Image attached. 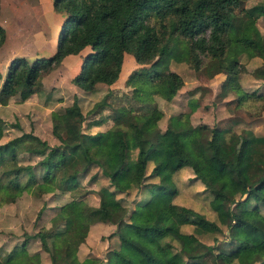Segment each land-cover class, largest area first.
Wrapping results in <instances>:
<instances>
[{"label":"trees","instance_id":"obj_1","mask_svg":"<svg viewBox=\"0 0 264 264\" xmlns=\"http://www.w3.org/2000/svg\"><path fill=\"white\" fill-rule=\"evenodd\" d=\"M245 1L53 0V10L64 16L54 52L48 57L12 59L4 75L0 72V104L40 93L42 74L87 46L90 50L72 78L85 92H92L98 83H115L125 54H131L142 66L130 73L125 84L138 98L147 97L145 102L151 94H159L158 85L164 79L181 87V76L168 68L171 61L186 62L194 69L214 65L225 74L219 96L235 93L236 105L260 99L262 94L243 91L238 78L242 54L264 57L262 36L255 25L256 17L264 16V3L245 7ZM4 38L0 25V45ZM253 75L264 79V65L255 68ZM98 105L109 104L102 99ZM111 110L105 118H111L114 126L87 133L81 129L84 115L76 99L72 106L51 112V132L59 144L49 147L28 132L0 143V205L15 202L25 191H70L79 175L91 168L108 181L97 192L95 208L69 201L55 207L50 227L34 234L50 251L51 264L58 260L62 264H264V135L248 130L239 135L234 160L229 162L219 155L214 138L217 132H231L236 119L224 127H210L193 125L187 114L171 116L167 133L178 153L176 167L154 168L152 173L159 180L150 182L147 164L165 154V132L150 110L136 114L125 106ZM23 156L30 161L23 162ZM69 159L76 161V167L64 176L62 167ZM185 166L200 180L210 174L222 182L220 188L209 187L216 221L171 201L172 175ZM132 189L143 196L128 213L116 193ZM71 215H77L78 223L64 229ZM97 221L116 225L118 246L107 251L103 260H80L77 247ZM185 225L192 230H182ZM221 232L224 237L213 236L212 243L200 238ZM38 257L37 252L22 255L13 250L0 254V264H37Z\"/></svg>","mask_w":264,"mask_h":264},{"label":"rangeland","instance_id":"obj_2","mask_svg":"<svg viewBox=\"0 0 264 264\" xmlns=\"http://www.w3.org/2000/svg\"><path fill=\"white\" fill-rule=\"evenodd\" d=\"M257 3H264V0H246L244 5L248 7ZM63 19L62 14L53 10V0H0V25L5 33L0 45L1 74L4 75L15 57L31 59L36 56H50L55 50ZM255 25L264 45L263 15L256 17ZM89 50L87 46L78 54L67 55L59 65L43 73L38 79L43 86L40 93H34L22 101L18 97H12L7 104H0V143L28 132L44 140L49 147L59 144L60 139L51 132V112L72 106L76 99L84 115L81 129L87 133L104 131L114 126L111 118H105L112 112V107H130L134 114L150 110L152 118L165 132V154L148 162L146 168L147 176L150 174L148 181L158 182L159 177L153 174L152 170H174L178 159L173 137L167 133L171 116L187 114L193 125L206 123L210 127L215 124L224 127L231 119H236L237 123L232 125L231 132H217L214 138L219 155L229 162L234 160L239 135L242 136L247 130L264 135V79L253 75L255 68L264 65L263 55L249 58L242 54L239 57L242 70L238 78L242 90L262 94L263 97L243 100L241 105H236L235 93L229 92L224 97L219 96V86L225 76L223 72H217L214 65L194 69L183 61H171L168 67L181 76V87L177 89L173 81L164 79L158 85L159 94H151V99L145 102L147 97L140 95L138 98L134 90L125 84L130 73L142 66L135 62L131 54H125L121 75L115 83H98L92 92H85L72 83V78L79 71L82 58ZM1 82L2 80L0 84ZM102 99L109 105L99 108L98 104ZM102 116L105 118L103 122L93 124L94 120ZM28 161L30 159L23 156V162ZM75 167V160H67L62 167L63 175L71 173ZM201 178L203 180L196 178L188 166L174 172L172 186L175 191L171 201L203 214L208 220L216 221V213L209 203L212 197L209 187L220 188L222 182L215 180L210 174H203ZM106 184L107 179L96 168H91L79 175L77 185L70 191L42 194L25 191L15 202L1 204L0 254L5 255L13 250L21 252L22 255L37 252V264H51L50 251L42 247L34 234L42 227H50V218L55 213V207L69 201H75L79 207L95 208L98 205L97 192ZM142 196L136 189L129 193H116V198L129 209L128 213L135 201ZM231 206L236 210L234 204ZM77 223V215H71L64 223V229L71 230ZM182 230L188 232L192 227L185 225ZM115 231L114 223H92L85 239L77 247L78 258L82 260L93 257L103 260L107 251L118 246ZM213 236L223 238L224 234L207 233L200 238L205 243H212ZM48 247L50 249V244ZM57 264H62L61 260H58Z\"/></svg>","mask_w":264,"mask_h":264}]
</instances>
